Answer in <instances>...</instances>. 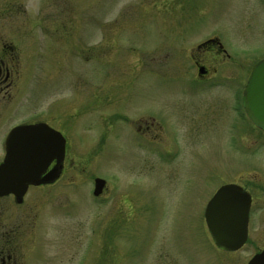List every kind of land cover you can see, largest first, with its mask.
Returning <instances> with one entry per match:
<instances>
[{"label":"rangeland","instance_id":"1","mask_svg":"<svg viewBox=\"0 0 264 264\" xmlns=\"http://www.w3.org/2000/svg\"><path fill=\"white\" fill-rule=\"evenodd\" d=\"M0 30L20 47L11 103L22 106L9 125L40 114L67 142L59 181L22 208L34 258L246 264L264 251V130L193 63L211 69L197 45L212 36L226 71L264 57V0H0ZM225 184L247 185L255 201L236 252L216 249L203 220Z\"/></svg>","mask_w":264,"mask_h":264},{"label":"water","instance_id":"2","mask_svg":"<svg viewBox=\"0 0 264 264\" xmlns=\"http://www.w3.org/2000/svg\"><path fill=\"white\" fill-rule=\"evenodd\" d=\"M202 73V70H200ZM242 103L248 119L264 130V60L252 69L244 88ZM65 154V139L45 123L17 126L5 142L0 165V195H24L29 185L52 182L59 177ZM54 167L41 178L48 165ZM92 195L99 196L105 181L95 178ZM250 196L236 184L220 186L207 202L203 218L216 249L236 252L247 241ZM246 264H264V251L254 254Z\"/></svg>","mask_w":264,"mask_h":264},{"label":"flooded vegetation","instance_id":"3","mask_svg":"<svg viewBox=\"0 0 264 264\" xmlns=\"http://www.w3.org/2000/svg\"><path fill=\"white\" fill-rule=\"evenodd\" d=\"M19 49V41L7 36V34H4L0 30V165L5 157L6 139L15 127L45 123L47 126L57 131L49 125L46 119H42L40 114L32 119L23 118L22 120L9 125L10 121L15 119L14 116L16 110L22 106L19 104L16 106V104L11 103L13 101L11 91L17 86L21 75ZM197 49H203L205 53L211 54V59L213 60L211 69L202 66L198 61H193L199 79L207 84H209L207 81L210 80V84L217 87L221 96L225 97L230 103L232 110L234 109L233 111L238 112L239 118H241L242 121L245 119L249 121L242 103L244 88L251 69L257 62L264 59V57L256 61L251 68L241 71V74L238 70L236 71V74H234L231 70L229 71V69L226 71V66L230 64L231 58L225 49H223L221 42L216 36L207 38L204 42L198 44ZM237 68L239 69V65H237L236 69ZM200 70H202V73H200ZM51 110L54 111V108ZM60 134L63 136L62 133ZM66 151L67 142L65 139V155L57 179L52 182L41 183L37 186L29 185L24 195L20 198H16L13 194L0 195V264H41V262H44L43 264H55L51 263L52 261L47 262V260L41 261L34 258L35 246L33 250L31 249V253L28 252V249L36 243V239H34L35 227L33 222H27V226L25 227L26 217L24 216L25 212H23L24 210L22 211V208H24L26 198H29L30 191L33 189L52 187L59 181L64 170ZM54 167H57V164L55 161H52L46 168L45 172L41 175V178L47 175ZM241 187L250 196L247 223L248 232L251 221V211L254 207L255 201L253 195L247 190V185ZM26 240L29 242H26Z\"/></svg>","mask_w":264,"mask_h":264}]
</instances>
